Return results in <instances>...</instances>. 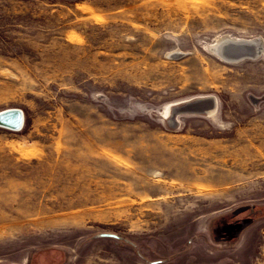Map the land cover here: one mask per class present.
Returning a JSON list of instances; mask_svg holds the SVG:
<instances>
[{
    "label": "rangeland",
    "instance_id": "obj_1",
    "mask_svg": "<svg viewBox=\"0 0 264 264\" xmlns=\"http://www.w3.org/2000/svg\"><path fill=\"white\" fill-rule=\"evenodd\" d=\"M264 0H0V264H264Z\"/></svg>",
    "mask_w": 264,
    "mask_h": 264
},
{
    "label": "water",
    "instance_id": "obj_2",
    "mask_svg": "<svg viewBox=\"0 0 264 264\" xmlns=\"http://www.w3.org/2000/svg\"><path fill=\"white\" fill-rule=\"evenodd\" d=\"M211 50L215 51V47H211ZM224 52L227 55L224 58L228 61H240L248 58H256L260 55L261 52H258L256 48V43L252 40H236V39H228L224 45ZM24 123L23 117L18 119V121H13L12 118L8 115H3L0 117V124L13 127L20 128Z\"/></svg>",
    "mask_w": 264,
    "mask_h": 264
},
{
    "label": "bare ground",
    "instance_id": "obj_3",
    "mask_svg": "<svg viewBox=\"0 0 264 264\" xmlns=\"http://www.w3.org/2000/svg\"><path fill=\"white\" fill-rule=\"evenodd\" d=\"M228 39H234V38H230V37H223V38H220L218 40V43L217 45L215 46V51H216V54L221 56V57H226L227 58V55L226 53L224 52V45L225 43L227 42ZM236 40H240V39H236ZM255 42V41H254ZM256 43V48L258 49V52H262L263 50V44L261 42H255ZM3 115H8L12 118L13 121H18V119L20 118V112L17 111V110H6V111H2L0 112V117L3 116ZM21 128V127H20ZM19 128V129H20Z\"/></svg>",
    "mask_w": 264,
    "mask_h": 264
}]
</instances>
